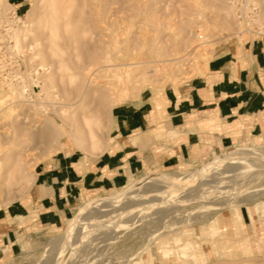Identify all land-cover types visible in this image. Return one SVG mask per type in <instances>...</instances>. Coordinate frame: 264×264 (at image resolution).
<instances>
[{
    "label": "rangeland",
    "instance_id": "374dc122",
    "mask_svg": "<svg viewBox=\"0 0 264 264\" xmlns=\"http://www.w3.org/2000/svg\"><path fill=\"white\" fill-rule=\"evenodd\" d=\"M253 3L0 0V208L28 194L37 162L59 150L101 151L113 106L201 75L216 50L264 34V0ZM256 138L173 166H159L157 146L133 186L94 194L51 236V227L20 234L12 251L0 249V264H264V137ZM170 177L181 178L162 182ZM140 187L155 199H117Z\"/></svg>",
    "mask_w": 264,
    "mask_h": 264
},
{
    "label": "crops",
    "instance_id": "0c3cea01",
    "mask_svg": "<svg viewBox=\"0 0 264 264\" xmlns=\"http://www.w3.org/2000/svg\"><path fill=\"white\" fill-rule=\"evenodd\" d=\"M108 134L101 151L59 150L35 164L28 194L0 208V249L12 251L20 234L51 227V236L53 226L82 213L94 194L133 186L130 176L156 163L157 146H163L159 166H173L200 161L239 139L264 137V34L216 50L201 75L159 91L144 89L113 106Z\"/></svg>",
    "mask_w": 264,
    "mask_h": 264
},
{
    "label": "bare ground",
    "instance_id": "6f19581e",
    "mask_svg": "<svg viewBox=\"0 0 264 264\" xmlns=\"http://www.w3.org/2000/svg\"><path fill=\"white\" fill-rule=\"evenodd\" d=\"M255 4H256V1H255ZM243 6V5H242ZM245 6V5H244ZM243 22V21H242ZM247 24V23H246ZM161 65V64H160ZM158 67V66H157ZM255 158H252L253 159V161L254 162H258V161H260L261 160V158L260 157H258V156H254ZM263 157V156H262ZM240 161H243V159L242 160H236V161H229V160H225L224 162H220V163H218L219 165H216V167H220V170L221 169H223L224 171H227L228 169H230V168H234V167H236L239 163H240ZM257 164H259V163H257ZM248 165V164H247ZM246 165V166H247ZM215 166V165H214ZM223 166H227L226 168L225 167H223ZM255 165H252L251 167H254ZM257 166V165H256ZM259 166H263V165H259ZM240 167V166H239ZM213 168V167H212ZM236 168H238V166L236 167ZM247 168H249L248 166H247ZM257 168V167H256ZM209 169H211V168H209ZM214 169V168H213ZM250 169V168H249ZM232 171H233V169H232ZM201 172H203V171H200V173ZM214 173H215V171H214ZM198 174V173H197ZM197 174H192V176L191 175H189V176H181V177H184L185 179H192V178H194ZM200 175V174H199ZM181 177H175V178H166V179H163L162 180V182L163 183H165L166 185H172V184H174L173 182H171L170 181V179H176V178H181ZM207 177V176H206ZM203 178L202 180H201V178H200V180H201V182H203L206 186H207V184H206V179L207 178ZM210 178H211V176H210ZM196 179V178H195ZM198 179H199V177H198ZM209 179V178H208ZM207 179V180H208ZM212 180V179H211ZM210 180V181H211ZM199 181V180H198ZM187 182V181H186ZM192 182V181H191ZM202 183V184H203ZM207 183H209L208 181H207ZM214 183V182H213ZM152 184V183H151ZM190 184V183H189ZM199 184H200V181H199ZM211 184V183H210ZM209 184V185H210ZM149 186H151L150 184H148ZM152 186H154V183L152 184ZM145 187H146V185H145ZM143 187H140V188H138L137 190H133V191H129V192H124V193H120L118 196H117V199L118 198H122V197H125L126 199H120V201H131V203H132V201H136V202H138L139 200H141L142 202L143 201H147V200H150V201H152L153 199H155V197H154V195H155V192H154V190H152V191H146V190H143L142 189ZM147 188H148V186H147ZM146 188V189H147ZM170 188H173V187H170ZM145 189V188H144ZM188 190V189H187ZM186 192V191H185ZM211 192V191H210ZM202 193H204V191H201L200 193H199V195H201ZM205 193H208V192H205ZM197 194H198V192H197ZM209 195V194H208ZM203 196V195H202ZM201 196V197H202ZM205 196H207V194H205ZM204 197V196H203ZM119 200V199H118ZM122 203H124V202H122ZM122 203H120V205H122ZM130 203V204H131ZM112 204V203H111ZM145 204V203H144ZM109 206V205H108ZM118 206V205H117ZM145 206V205H144ZM110 207V206H109ZM116 207V206H115ZM123 207V206H122ZM119 208V207H118ZM110 210V212L109 213H111V212H114L115 210H114V208H113V210L114 211H112V209H109ZM119 210V209H118ZM122 210V209H121ZM121 210H119V212L121 211ZM106 210H103L102 212L100 211L99 213H103V212H105ZM119 212H117L118 214H120ZM115 213V212H114ZM117 213H115L116 214V217H117ZM238 214H239V211H238ZM96 215H98V214H96ZM112 215V214H111ZM240 215V214H239ZM99 216V215H98ZM98 216H96V217H98ZM112 216H115L114 214L112 215ZM122 216V215H121ZM95 217V218H96ZM111 217V216H110ZM118 217H119V215H118ZM106 219V218H105ZM103 220H104V218H103ZM84 221H81V222H78V221H75L73 224H71V226L70 227H72V228H76V227H78L79 225H81L82 223H83ZM69 230V229H68ZM67 230V231H68ZM71 231V230H70ZM68 233V232H67ZM65 234H66V232H64V233H62L61 235H60V238H59V240H63L62 238H64L65 237ZM70 234V233H69ZM68 234V235H69ZM61 243V242H60Z\"/></svg>",
    "mask_w": 264,
    "mask_h": 264
},
{
    "label": "built area",
    "instance_id": "2783aa9c",
    "mask_svg": "<svg viewBox=\"0 0 264 264\" xmlns=\"http://www.w3.org/2000/svg\"><path fill=\"white\" fill-rule=\"evenodd\" d=\"M233 2L236 4V5H239V4H247V3H249L250 5H252V4H254L253 3V0H233ZM237 9V11L239 10L238 8H236ZM239 12V14L237 15V18H239V20L241 19H246V18H244L243 17V15H242V11H238ZM248 21V19H246V22Z\"/></svg>",
    "mask_w": 264,
    "mask_h": 264
}]
</instances>
